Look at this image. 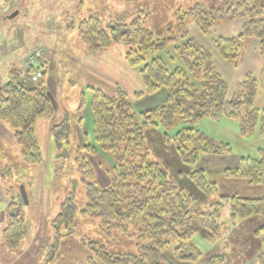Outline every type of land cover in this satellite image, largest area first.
Listing matches in <instances>:
<instances>
[{"label":"rangeland","instance_id":"374dc122","mask_svg":"<svg viewBox=\"0 0 264 264\" xmlns=\"http://www.w3.org/2000/svg\"><path fill=\"white\" fill-rule=\"evenodd\" d=\"M223 1L236 3L239 0H0V91L17 73L26 77L29 71L36 72V69H27V61L36 51L42 50L37 66L44 73L54 105L55 117L50 125L66 122L71 129V134L63 136L61 143L56 138L62 128L52 129L54 140L52 145L49 143L44 162L32 165L22 159L21 149L14 140V130L10 125L0 123V264H104L98 256L100 246L115 254L136 252L134 238L118 231L108 237L101 231L98 220L82 216L87 204L86 188L92 181L84 180L77 158L80 156L93 168L94 179L101 187L110 185L115 166L110 155L99 152L93 157L84 150L87 143L96 146L89 87L95 86L114 95L120 85L138 114L164 104L168 92L160 89L135 99L136 93L145 91L140 76L142 66H127V49L122 43H114L103 53L122 62L132 71L127 68L131 75L125 77L119 64L105 54L102 58L105 57L104 61L109 64L99 67L102 71L109 68L108 76L99 75L90 68L88 64L93 61H85L86 57L97 54H91L78 37L82 21L97 16L109 32L113 23L130 24L140 20L145 29L169 41L156 55L165 60L170 70L184 68L180 53L187 46L199 45L211 53L213 69L225 79L228 100L238 95L239 88L244 89L247 81H252L256 86L255 107L264 110V56L259 40L245 38L238 50L229 51L233 53L228 55L229 60L220 54L217 46L220 39L239 38L248 18L211 23L209 30H203L194 15H189L199 6L220 8ZM257 4L264 17V0H257ZM17 12L19 14L11 18ZM110 67L116 68L118 81L113 80ZM188 126L205 132L217 143L231 145V152L201 155L195 165L185 164L175 143L168 142L166 135L175 136ZM144 136L143 148L148 150L149 159L167 170L171 182L191 194L203 212H208L212 205L219 208L217 218L210 223L214 231L198 225L200 220L194 221H197V233L189 243L200 249L199 259L177 260L173 248L167 250L168 258L174 264H260L264 257V218L233 216L231 200L223 199L263 196L261 186L229 178L226 174L227 170L240 167L243 158L257 157L264 152L260 127L243 136L238 121L206 117L194 125L179 120L169 130L161 125L150 127ZM200 169L207 181L216 184V192L207 195L196 186L191 173ZM12 202L23 209L29 225L28 236L16 250H10L2 240L3 229L8 224L7 208ZM90 243L92 247H89ZM215 258L223 260L211 263Z\"/></svg>","mask_w":264,"mask_h":264},{"label":"trees","instance_id":"16d2710c","mask_svg":"<svg viewBox=\"0 0 264 264\" xmlns=\"http://www.w3.org/2000/svg\"><path fill=\"white\" fill-rule=\"evenodd\" d=\"M189 15H194L203 30H209L211 23L248 18L243 34L239 38L220 39L218 50L229 60L228 55H233L230 50H238L245 38H256L264 56V17L257 0L223 1L217 9L199 6ZM110 28L108 32L99 17L91 16L81 22L78 37L91 54L104 52L116 42L126 47L127 66H142L140 76L145 91L136 93L135 99L160 89H166L168 96L161 106L138 114L122 87L117 86L114 95L89 87L96 146L87 143L84 150L91 156L99 152L110 155L115 166L110 185L101 187L94 179L93 168L80 156L77 158L84 180L92 181L86 188L87 204L82 216L98 220L101 231L108 237L118 231L137 242L136 252L127 254L111 253L100 246L98 256L104 264H174L166 254L171 248L177 260L196 261L202 254L198 247L189 243L197 233V221H194L200 220L198 225L214 231L210 223L217 218L219 208L212 205L208 208L209 213L203 212L191 194L169 180L167 170L160 163L149 159L148 150L143 148L145 130L160 125L169 130L179 120L194 125L206 117L213 120L228 118L239 122L243 136L259 126L264 137V110L256 108L254 103L256 86L247 81L244 89L239 88L238 95L228 100L227 83L213 69L211 53L201 46L184 48L180 53L184 68L170 70L165 60L156 55L169 41L145 29L140 20L130 24L113 23ZM32 74L29 71L22 77L17 73L13 80L2 86L0 123L8 124L14 130V140L21 149L22 159L40 165L45 157L36 135L37 123L41 119L53 120L55 110L45 76L39 82H33ZM60 128L62 131L56 140L61 143L63 136L71 134V129L66 122L53 125V131ZM166 140L175 143L181 160L187 165H195L201 155L231 152V145L217 143L191 126L181 129L175 136L166 135ZM79 153L82 154V150ZM226 174L229 178L261 186L264 191V152L257 157L243 158L240 167L229 169ZM191 178L207 195L217 191L216 184L207 181L202 169L191 173ZM223 199L231 200L233 216L264 218V193L258 199L237 196ZM6 216L8 224L3 229L2 240L10 250H16L28 236L29 225L23 209L16 202L8 206ZM92 245L90 243L89 247ZM217 260L222 262L223 259L215 258L211 263ZM260 264H264V257Z\"/></svg>","mask_w":264,"mask_h":264},{"label":"crops","instance_id":"0c3cea01","mask_svg":"<svg viewBox=\"0 0 264 264\" xmlns=\"http://www.w3.org/2000/svg\"><path fill=\"white\" fill-rule=\"evenodd\" d=\"M104 54H105V56L107 55V56H109L111 58V56L109 54L102 52V53L97 54V55H94V56L92 55L91 58L86 57L87 60H85V61L89 62L90 60H92L93 62L92 63L89 62L88 66L90 68H93V70H95L96 72H98L99 75L106 74L104 76H108L109 75V68H107V66H104V68H107V69H105V70L102 71L101 70L102 67H99V66H102V65H105V64L106 65L109 64V63H107V62L104 61V58L105 57L102 58V56ZM94 59L95 60H98V61L95 62ZM111 60H113L115 64H117V65L119 64V67H120L121 71H123V75H125V77H127V75H131V72L132 71L127 66H125L122 62L117 61L115 58H111ZM115 69L116 68L110 67V70L112 71V74H113V77H112L113 80L114 81H118L120 79V77H118L116 75V73L114 71ZM90 73H92V72H90ZM95 78H97V77H95ZM117 86H120V85H117ZM95 88H97V87H95ZM51 123H52V120L51 119H41V120L38 121L37 127H36V135H37L39 144L41 146V150H42V152H43L44 155H45V152L47 153V150L50 148L49 143H50V145H52L53 140H54V138H53V132H52L53 127H51V125H50Z\"/></svg>","mask_w":264,"mask_h":264},{"label":"built area","instance_id":"2783aa9c","mask_svg":"<svg viewBox=\"0 0 264 264\" xmlns=\"http://www.w3.org/2000/svg\"><path fill=\"white\" fill-rule=\"evenodd\" d=\"M42 57V50H38L34 53V55H32L28 61H27V69H36L32 76H31V80L33 82H39L43 77H44V73L41 71V67L37 66L39 64V59H41Z\"/></svg>","mask_w":264,"mask_h":264},{"label":"water","instance_id":"95a60500","mask_svg":"<svg viewBox=\"0 0 264 264\" xmlns=\"http://www.w3.org/2000/svg\"><path fill=\"white\" fill-rule=\"evenodd\" d=\"M18 14L19 12L15 13V15H13L11 18H15Z\"/></svg>","mask_w":264,"mask_h":264}]
</instances>
